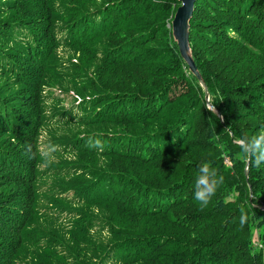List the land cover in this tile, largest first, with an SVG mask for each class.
Here are the masks:
<instances>
[{
	"label": "trees",
	"instance_id": "obj_1",
	"mask_svg": "<svg viewBox=\"0 0 264 264\" xmlns=\"http://www.w3.org/2000/svg\"><path fill=\"white\" fill-rule=\"evenodd\" d=\"M93 3L0 0V80L12 76L25 86L8 93L9 84H0V264H13L27 244L40 242L30 231L52 233L43 216L57 219L49 213L55 204L36 202L45 173L36 170L43 156L36 136L48 123L39 106L41 82L33 77L47 74L50 43L86 47L111 19L119 28L115 43L94 71L95 58L81 53L90 83L71 85L88 91L73 106L84 104L89 129L77 125L61 136L57 125L58 136L68 139L50 143L54 154H63L58 149L73 142L72 151L63 149L75 153L72 175L54 177L79 185L72 221L99 238L84 243L89 264H264V164L255 167L239 145L264 127V0H195L190 54L214 109L172 35L179 0H99L88 8ZM58 11L73 17L61 31L51 29ZM148 49L156 51L145 57L150 65L130 63ZM53 119L50 114V124L62 125L73 117ZM97 139L102 149L88 146ZM204 160L224 183L201 210L194 182ZM48 191L59 202L61 188ZM90 206L106 213L96 215ZM62 263L59 256L40 261Z\"/></svg>",
	"mask_w": 264,
	"mask_h": 264
},
{
	"label": "rangeland",
	"instance_id": "obj_2",
	"mask_svg": "<svg viewBox=\"0 0 264 264\" xmlns=\"http://www.w3.org/2000/svg\"><path fill=\"white\" fill-rule=\"evenodd\" d=\"M99 0H96V3L91 4L88 8L96 6ZM76 7H69L70 9H76ZM10 14H7L5 17H10ZM146 17V16H145ZM73 17L70 15H63L61 12H57L51 17V29L61 31L65 27L60 28L62 25H66ZM53 30V31H54ZM55 32V31H54ZM119 34V28L117 24L111 19V22L105 29L100 31V34L97 36H92L91 39L87 42L86 47H74L67 44H60V41H55L50 43L48 46V72L43 75L41 79L39 77H33V80H39L41 82L40 86V104L41 108L46 112L45 117L47 119L48 125L42 126L36 136L37 148L43 151L46 147L51 146V142L54 139L65 140L66 137H61L68 133V130L74 129L77 125L81 126V130H87L89 127L86 125V111L84 110L83 105L73 106V103H78L82 98L80 97L83 93L88 91H75L73 88L78 89V86L73 85L76 83L89 84L90 81L86 77L85 72L78 60V57L81 53L86 54L90 58H95L93 64L90 65V70L94 71L95 67L100 64L99 59L104 49L110 47L115 43L114 35ZM56 35H58L56 33ZM148 54L156 55V51L153 50H141L136 53V56L131 60V64L138 68H142L145 65H150V61L147 60ZM135 55V54H134ZM144 57V58H143ZM101 69L107 68L104 67L101 61ZM63 80V83H55L57 80ZM100 87L98 90L103 93L106 89L103 85L101 75L98 78ZM32 78H30V82ZM7 82L9 88L8 93L13 92L17 89L24 88L22 82L17 83V81L12 76H6L0 80V84ZM73 85V88L72 86ZM68 110L66 111V109ZM67 115H72L73 119L67 124L52 123L50 124V114L54 116L53 120H58L63 113ZM81 120V124H79ZM59 125L63 134L59 137L56 131V127ZM98 128L92 126V130ZM60 131V130H59ZM80 132V131H79ZM72 141H69L68 145L63 149L69 148L71 150ZM63 149H58L63 152V154H54L52 152V159L45 160L42 156L39 158L36 165V170H42L45 172L41 178L38 179L37 186L42 190L41 195L37 198V203L40 208L47 207L51 203L55 204L52 211L57 219H49L45 216L44 223L42 226L50 229L52 233H48V230L43 229L44 232L41 233L39 230L30 231L32 237L39 238L40 242L36 244H27L28 248L18 253L13 264H40L41 260H46L51 256H59V262L63 260L62 264H89L90 261L87 259L88 253H85L84 243L90 241H98L99 238L93 235L95 230H84L79 227V221H72V218L77 219V213L71 209H75L79 202L81 201L79 195L73 197V195L78 192V184H75L74 181H67L63 178L54 177L60 173H71V165L73 163V158L75 153H65ZM226 164H230L226 159ZM85 183V182H84ZM51 185H58L61 188V191L56 194L55 199H59V202H53L52 194L48 191L45 193V189ZM95 206H90V210H93L96 215H104L106 209L94 208ZM94 208V209H93ZM59 209V210H58ZM70 209V210H69ZM258 246H262L261 243L256 242ZM264 246V245H263ZM37 251V252H36ZM75 252H79L80 256L76 257ZM63 257V259H62ZM66 259V260H64ZM97 258H93L95 261Z\"/></svg>",
	"mask_w": 264,
	"mask_h": 264
},
{
	"label": "clouds",
	"instance_id": "obj_3",
	"mask_svg": "<svg viewBox=\"0 0 264 264\" xmlns=\"http://www.w3.org/2000/svg\"><path fill=\"white\" fill-rule=\"evenodd\" d=\"M222 99V98H221ZM241 152L252 159L255 167L259 168L264 164V127L251 137H244L239 140ZM89 147L102 149L100 140H89ZM54 146L46 147L42 155L45 160L52 159ZM224 176L218 174L215 167L208 160H204L199 165V174L194 182V199L198 202L201 210L208 207L217 190L223 185ZM247 222V215L242 213L240 224L243 226Z\"/></svg>",
	"mask_w": 264,
	"mask_h": 264
},
{
	"label": "water",
	"instance_id": "obj_4",
	"mask_svg": "<svg viewBox=\"0 0 264 264\" xmlns=\"http://www.w3.org/2000/svg\"><path fill=\"white\" fill-rule=\"evenodd\" d=\"M180 6L176 9L173 19L171 21L172 26V35L176 41L179 52L183 59L189 66L190 71L196 76L199 80L200 85L204 89V98L207 101V106L210 109H214L213 105L209 102V93L205 83L203 82L200 73L195 65V62L190 54L189 46V25L188 22L192 16L195 0H179ZM221 117L220 113L217 112Z\"/></svg>",
	"mask_w": 264,
	"mask_h": 264
}]
</instances>
